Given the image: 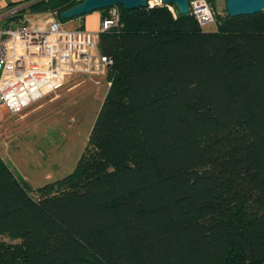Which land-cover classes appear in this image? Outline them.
I'll list each match as a JSON object with an SVG mask.
<instances>
[{
	"label": "trees",
	"instance_id": "trees-1",
	"mask_svg": "<svg viewBox=\"0 0 264 264\" xmlns=\"http://www.w3.org/2000/svg\"><path fill=\"white\" fill-rule=\"evenodd\" d=\"M81 1L28 10L63 23ZM207 2L213 31L174 4L117 5L74 169L36 189L0 156V264L264 263V9Z\"/></svg>",
	"mask_w": 264,
	"mask_h": 264
},
{
	"label": "rangeland",
	"instance_id": "rangeland-1",
	"mask_svg": "<svg viewBox=\"0 0 264 264\" xmlns=\"http://www.w3.org/2000/svg\"><path fill=\"white\" fill-rule=\"evenodd\" d=\"M10 1L0 0V8ZM169 5L174 10L171 4L166 7L169 9ZM214 5L217 14L225 15L224 0H215ZM171 13L174 15L175 10ZM49 16L40 14L31 21L45 26ZM78 18L67 19L62 25L66 29H85ZM202 29L213 31L216 24L208 23ZM107 89L105 74H73L60 89L48 92L18 112H10L1 104L0 156L36 189L68 174L84 151Z\"/></svg>",
	"mask_w": 264,
	"mask_h": 264
},
{
	"label": "built area",
	"instance_id": "built-area-1",
	"mask_svg": "<svg viewBox=\"0 0 264 264\" xmlns=\"http://www.w3.org/2000/svg\"><path fill=\"white\" fill-rule=\"evenodd\" d=\"M162 5L168 6L160 0L147 4ZM189 12L199 26L214 22L207 0L189 1ZM49 15L45 26L30 20L15 27L0 25V105L10 112L60 89L70 75H103L113 64L100 51L99 38L101 32L122 26L117 5L109 7L96 31L66 29L54 13Z\"/></svg>",
	"mask_w": 264,
	"mask_h": 264
},
{
	"label": "water",
	"instance_id": "water-1",
	"mask_svg": "<svg viewBox=\"0 0 264 264\" xmlns=\"http://www.w3.org/2000/svg\"><path fill=\"white\" fill-rule=\"evenodd\" d=\"M149 0H83L61 13L65 19L86 14L95 10L122 5L125 9L146 7ZM165 4H174L181 14L189 12L191 0H160ZM226 12L231 16L250 15L264 9V0H224Z\"/></svg>",
	"mask_w": 264,
	"mask_h": 264
},
{
	"label": "crops",
	"instance_id": "crops-1",
	"mask_svg": "<svg viewBox=\"0 0 264 264\" xmlns=\"http://www.w3.org/2000/svg\"><path fill=\"white\" fill-rule=\"evenodd\" d=\"M4 3L6 0H3ZM35 0H11L10 2L6 3L3 8H0V24L1 26L6 27V24L14 25L11 27L18 26L24 20H33L36 16L40 14L47 13H33L28 8ZM12 3V4H11ZM87 14V13H86ZM14 18H11L14 16ZM103 12L101 10H95L94 13L90 15H83L78 19L81 21V25L85 26V29L88 30H96L99 26V21L102 19ZM74 18V17H73ZM38 21V20H37ZM34 22V21H33ZM40 21L35 22L39 24ZM41 25V24H40ZM84 29V28H83ZM264 264V263H263Z\"/></svg>",
	"mask_w": 264,
	"mask_h": 264
}]
</instances>
